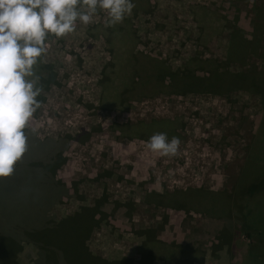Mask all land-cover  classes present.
I'll use <instances>...</instances> for the list:
<instances>
[{
	"label": "rangeland",
	"instance_id": "374dc122",
	"mask_svg": "<svg viewBox=\"0 0 264 264\" xmlns=\"http://www.w3.org/2000/svg\"><path fill=\"white\" fill-rule=\"evenodd\" d=\"M132 2L122 23L98 10L49 35L26 129L34 159L14 173L26 170L21 200L43 217L0 208V264H51V247L56 264H264V189L244 193L264 175V0ZM233 33L247 42L238 60ZM175 70L216 72L223 89L173 85ZM162 119L175 121L177 156L129 128ZM13 176L0 180L10 201L21 196Z\"/></svg>",
	"mask_w": 264,
	"mask_h": 264
},
{
	"label": "clouds",
	"instance_id": "9594fccd",
	"mask_svg": "<svg viewBox=\"0 0 264 264\" xmlns=\"http://www.w3.org/2000/svg\"><path fill=\"white\" fill-rule=\"evenodd\" d=\"M134 8L132 0H0V179L12 177L28 151L26 129L43 91L34 66L49 35L73 33L78 21L92 23L98 10L106 12L111 27ZM146 143L151 151L174 157L181 140L155 133Z\"/></svg>",
	"mask_w": 264,
	"mask_h": 264
},
{
	"label": "trees",
	"instance_id": "16d2710c",
	"mask_svg": "<svg viewBox=\"0 0 264 264\" xmlns=\"http://www.w3.org/2000/svg\"><path fill=\"white\" fill-rule=\"evenodd\" d=\"M244 39H242L239 35H237L236 33H233L232 35L229 36V41L231 44V47L228 48V56H232L230 58H233V60H238L239 58V54H242L243 52H245V49L242 51L241 49L243 48V46L247 43L246 41H243ZM243 43V44H242ZM156 66H157V71L159 72V74L162 72V69H167L166 67H164L163 62L161 60H157L156 61ZM41 65H40V58H38V62L37 64L34 66V72L35 75L38 76L39 75V71H40ZM216 72H214L215 74ZM211 75L209 78H200V77H187V75L181 73L180 71H167V76L170 79V82H172V84H182L184 80V87L185 88H189V87H197L200 89H203L206 91V88L208 87H213L216 89H221L223 86L220 85L221 83H219V80L215 78V76ZM217 74V73H216ZM229 81H233L232 83H235V78L230 77V79H226ZM223 89V88H222ZM185 90V89H184ZM203 92V91H202ZM127 125V124H126ZM130 125V124H128ZM180 126V125H178ZM182 126V125H181ZM131 132L133 134L138 135L139 137H144V136H149V135H153L155 133H166L167 136L169 135L170 138L172 137H178V133H175V121L173 120H153L150 123H136V124H132L131 127H129ZM145 134V135H144ZM28 151L25 154V156L23 157L22 161L25 160L27 157L29 159H34L30 157V153L32 154V150L33 147H31V144L29 143L28 140ZM39 151V150H38ZM36 154V152H35ZM39 154V153H38ZM21 161V162H22ZM28 170V169H27ZM26 170H18V172L16 173V175H14L13 177H16L14 184L17 187V190L20 191L18 194L21 195L20 197H18L16 199V201H10V194H11V190L8 188V186L4 187L3 185H1L0 183V208L3 209L5 212H7L8 209L14 210L17 213V210L21 209L24 210V212L21 213H17L15 214L14 212H12V217L13 218H17V217H24V218H32L35 216H38V214L30 216L28 213L34 211V208H29L27 206V200H21L25 193H29L30 192V187L27 188V182L29 181V177L28 175H23L22 173H25ZM11 178V177H10ZM8 180V178H5ZM1 180V179H0ZM32 184H36L35 182ZM245 189H244V193L245 195L251 197L254 196L255 194H257L259 191L264 189V175H261L260 177L250 180L247 183H245ZM38 187H40L38 185ZM26 203V204H25ZM10 212V213H11ZM6 216H2L1 218H6V220H14L11 216H8L7 214H5ZM39 219L42 218L40 216H38ZM18 226L22 225V224H26V222H22V223H17ZM16 224V225H17ZM42 224V223H41ZM43 227V226H42ZM40 227V228H42ZM20 235V234H19ZM16 232L14 234V237L11 235H6V233L4 234V237L7 240H14L16 242L17 239ZM54 236V234H53ZM11 238V239H10ZM59 247H51V250L56 251V254L53 255H48L46 254V259L45 261L50 259V263L51 264H56L55 258L58 256V252H59ZM45 249H40L39 252H42ZM62 250V249H60ZM42 254V253H41ZM52 254H54L52 252ZM60 254V253H59ZM72 255V254H71ZM73 256H76L75 259L79 260V258H82L83 254L79 253L77 254H73ZM89 257V256H88ZM87 256H83V258L87 259ZM52 261V262H51Z\"/></svg>",
	"mask_w": 264,
	"mask_h": 264
}]
</instances>
